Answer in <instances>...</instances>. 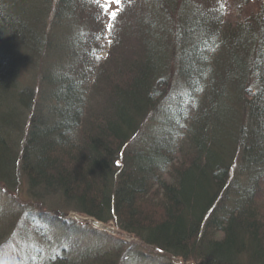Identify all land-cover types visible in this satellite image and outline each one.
<instances>
[{
	"label": "trees",
	"instance_id": "obj_1",
	"mask_svg": "<svg viewBox=\"0 0 264 264\" xmlns=\"http://www.w3.org/2000/svg\"><path fill=\"white\" fill-rule=\"evenodd\" d=\"M147 1L156 7V0H123V8ZM160 1L168 9L176 4ZM199 5L186 2L180 24L171 22L178 36L159 34L153 11L151 23L136 21L144 36L123 65L131 77L115 84L85 122L63 74L73 70V59L62 73L51 70L63 50L55 28L87 15L92 0H0V185L11 191L23 180L32 200L56 195L66 209L101 224L115 221L120 231L182 263L264 264V0L239 22ZM177 49V79L186 91L170 109L173 104L162 106L171 91L164 94V86ZM42 54L51 75L36 109L34 95L19 88L15 63ZM211 55L207 92L202 102L189 103L202 90V65ZM150 106L164 127L134 150ZM187 113L186 128L179 120ZM234 163L246 172L243 183L232 180ZM120 258L97 252L78 261L120 264Z\"/></svg>",
	"mask_w": 264,
	"mask_h": 264
},
{
	"label": "rangeland",
	"instance_id": "obj_2",
	"mask_svg": "<svg viewBox=\"0 0 264 264\" xmlns=\"http://www.w3.org/2000/svg\"><path fill=\"white\" fill-rule=\"evenodd\" d=\"M261 1L176 0L173 8L169 7L168 9L160 0H156L154 3L156 7L147 1L145 4L138 2L136 7L125 9L123 0H120L119 4L110 3L107 0H92V7H90L92 10L87 15L78 16L75 20H67V24H62L64 28L61 26L55 28V30H59H57L58 33L54 32L55 40L63 43V50L59 52V56L52 60L51 72L54 70L55 73L56 70L58 73H62V70L67 67L66 64H69V59H73V70L70 69L69 73L63 74L67 77L65 80H68L71 86L76 89L81 105L80 109L86 122L92 116L89 111L92 108L103 106V101L110 94L112 87L118 83L124 85L131 77L130 72L123 65L126 61H132V56L140 51L142 48L140 39L144 36L142 27L136 21L151 23L153 20L151 11H153L158 20L156 28L160 29L159 34L164 35L167 32L170 36H178L171 26V22L175 26L180 24V9L184 8L186 2L192 3L197 9L200 8L199 3L204 2L206 6L220 11L224 15L223 21L239 22L243 21V17L251 15ZM154 10H157L158 13ZM166 11L170 12L169 15ZM163 13L165 14L163 15ZM196 17V15H192L190 21ZM197 22L195 23L197 24ZM128 24H130L129 27H127ZM198 25H201L200 20ZM185 28L184 26V31L187 30ZM42 47L47 49V45ZM179 54L180 50L177 49L172 55L174 62L167 71L170 76L166 82L167 85L164 86V94L171 91L170 97L167 101L165 100L162 106L168 105L169 107L170 104H173L170 109H176L174 100L176 94L186 91L183 81H179L176 74L175 64L177 60L179 61ZM212 55L202 65V90L199 91L200 93H193L189 103L194 104L196 101L198 104V98L199 103L202 102L204 94L207 92L206 86L209 83L208 79L212 70L209 68ZM44 59L45 56L42 54L38 59L30 60V62L18 59V63H15L19 70V88H25L28 90H26L27 92L34 95L36 109L42 105L40 99L46 89L43 79L49 78L51 75L48 70L51 61ZM57 63L61 65H57ZM74 69L79 72H74ZM48 73H50L49 76ZM158 96L154 97L155 102L161 101ZM182 101L180 110L186 108L184 99ZM157 112L156 108L152 109L151 107L146 115L149 118L144 121L140 138L138 137L137 143L133 146L134 150L143 149L142 139L144 136L145 138L154 136L156 131L163 129L165 122ZM189 115L187 113L179 120L181 125L184 124L186 128ZM180 129H183L182 126L178 130ZM184 135L182 132L179 140L183 139L182 141H184ZM129 150H131L130 147ZM113 170L118 171L116 167H113ZM232 170L234 171L232 180L243 183L244 179L240 174L246 175V172L241 171L242 167L234 163ZM154 182L156 183V181ZM97 252L108 260H118L122 255L118 261L120 264H187L182 263L180 259L174 258L169 253L161 252L130 237L116 227L115 221L107 224H91L88 217L66 209L65 202L56 195L44 196L43 200L38 202L32 200L23 185V180L22 183L19 182L18 189L11 191L5 190L0 185V264H50L48 261L51 259L59 261L56 264L61 262L72 264L78 262L80 264L78 260H81L82 257ZM121 252L122 254H120Z\"/></svg>",
	"mask_w": 264,
	"mask_h": 264
},
{
	"label": "snow or ice",
	"instance_id": "obj_3",
	"mask_svg": "<svg viewBox=\"0 0 264 264\" xmlns=\"http://www.w3.org/2000/svg\"><path fill=\"white\" fill-rule=\"evenodd\" d=\"M107 2L119 4L120 0H107ZM113 16H115V13H113Z\"/></svg>",
	"mask_w": 264,
	"mask_h": 264
},
{
	"label": "water",
	"instance_id": "obj_4",
	"mask_svg": "<svg viewBox=\"0 0 264 264\" xmlns=\"http://www.w3.org/2000/svg\"><path fill=\"white\" fill-rule=\"evenodd\" d=\"M90 222H91L92 224H95V225H97V224H96V222H95V221H93V220H90Z\"/></svg>",
	"mask_w": 264,
	"mask_h": 264
},
{
	"label": "bare ground",
	"instance_id": "obj_5",
	"mask_svg": "<svg viewBox=\"0 0 264 264\" xmlns=\"http://www.w3.org/2000/svg\"><path fill=\"white\" fill-rule=\"evenodd\" d=\"M98 227H102V226H98Z\"/></svg>",
	"mask_w": 264,
	"mask_h": 264
}]
</instances>
